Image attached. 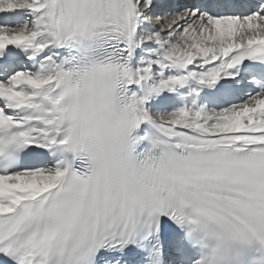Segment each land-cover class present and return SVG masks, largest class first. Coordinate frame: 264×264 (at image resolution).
Instances as JSON below:
<instances>
[{
  "label": "snow or ice",
  "instance_id": "6c2138e0",
  "mask_svg": "<svg viewBox=\"0 0 264 264\" xmlns=\"http://www.w3.org/2000/svg\"><path fill=\"white\" fill-rule=\"evenodd\" d=\"M0 264H264V0H0Z\"/></svg>",
  "mask_w": 264,
  "mask_h": 264
}]
</instances>
